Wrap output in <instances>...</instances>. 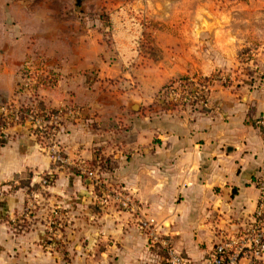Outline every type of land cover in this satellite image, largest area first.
Masks as SVG:
<instances>
[{"label": "crops", "instance_id": "1", "mask_svg": "<svg viewBox=\"0 0 264 264\" xmlns=\"http://www.w3.org/2000/svg\"><path fill=\"white\" fill-rule=\"evenodd\" d=\"M85 1L109 16L111 49L99 18L85 23L58 11L53 4L63 8L61 0H0V103L16 100L46 120L62 110L53 138L67 161L52 162L24 120L0 132V264H162L147 246L142 220L160 227L179 255L200 263L221 239L245 232L256 209L254 181L264 148L254 126L264 115V0H223L229 12L196 14L218 27L156 30L153 52L162 56L144 61L128 24L121 26L142 0ZM220 1L163 0L206 7ZM257 34L262 37L251 47L246 38ZM237 38L251 47V76L225 86L210 77L224 71L215 53L233 62ZM22 69L52 81L32 96L17 95ZM178 77L203 89L207 109L166 103L161 89ZM113 78L116 87L108 84ZM133 78L136 88L128 91ZM75 163L94 170L100 187ZM47 175L51 185L42 191ZM116 192L133 197L136 213L118 210ZM51 219L61 226L53 236L47 233Z\"/></svg>", "mask_w": 264, "mask_h": 264}, {"label": "built area", "instance_id": "2", "mask_svg": "<svg viewBox=\"0 0 264 264\" xmlns=\"http://www.w3.org/2000/svg\"><path fill=\"white\" fill-rule=\"evenodd\" d=\"M51 81V77H39L22 69L16 94L22 93L32 96L38 86L50 84ZM163 94L166 97V103L169 105H190L200 109L209 107V101L203 89L195 86L187 79L169 84L164 88ZM0 114V132H3L17 120H24L30 125L34 136L38 138L40 148L46 149L50 153L52 162L58 165L67 164L61 149L53 138L62 110L48 114L47 119L49 120H46L44 113L39 112L34 107L11 100L0 103ZM254 126L259 129L264 139V115L254 120ZM75 167L95 188L100 187V180L94 170L87 168L82 163H75ZM51 181L52 179L48 175L42 177L40 189L45 191L51 185ZM254 186L258 194L257 204L248 229L237 238L221 239L200 263H195L179 255L169 237L162 233L160 227L152 221L142 220L140 229L146 235L147 246L160 254L162 264H264V148L262 165L254 181ZM107 198L105 196L103 201L106 202ZM113 201L119 211L130 215L137 211L138 206L130 194L116 192L113 195ZM53 214L55 215V212ZM60 228L61 226L54 219H51L47 233L49 236H53Z\"/></svg>", "mask_w": 264, "mask_h": 264}, {"label": "rangeland", "instance_id": "3", "mask_svg": "<svg viewBox=\"0 0 264 264\" xmlns=\"http://www.w3.org/2000/svg\"><path fill=\"white\" fill-rule=\"evenodd\" d=\"M160 1L154 4L153 0H142L139 5H137L134 9L133 14H127V22H121V26L123 28H126L128 24V28L132 31V46L133 49L136 52V56L140 57L142 61L145 59L153 58L162 56V54H155L153 52L154 43L158 38L154 37V32L159 29L172 27L175 29L180 28H213L218 27L214 26L212 24L217 23L212 20L211 17H208L209 20L200 17H196V14H205L207 10L213 11V12H219V14L227 13L230 11V6H227L224 4V1H220V3H215L214 5H208L207 7L204 5H198L197 4H172V5H165L163 0H156ZM63 3V8L60 5H54L55 8H57L58 11L61 12H68L73 13L74 16H77V18L85 19V23H92L94 24L95 20H98V18L101 20L103 26L102 30H105L103 33L102 41L107 46L108 49H111L112 46H114L113 41L111 40V34L109 33V29L111 31V24L108 20L109 16L106 15L103 11L100 9H97L98 11L95 12V9H93V6L88 5L87 1H84L79 7H73V0H61ZM207 9V10H206ZM235 13H240V7L236 6V9L234 10ZM83 15V16H82ZM96 17V18H95ZM198 19V20H197ZM125 23V24H124ZM202 23L200 26L199 24ZM222 23V22H221ZM98 24V22H97ZM124 24V25H123ZM243 21L236 20V28L241 29L243 28ZM94 27V26H92ZM109 28V29H108ZM99 29H101L99 27ZM260 37L258 34L251 38H246L250 40L251 47H253L255 44H257L260 41ZM160 41H163V37H159ZM212 39L211 37H204L203 40L209 41ZM244 38H237L236 45H237V51L235 52L234 61H228L227 53H215V55H219V59L223 64L224 71L220 70L215 73V75H211V78H215L216 81L220 82L221 84L225 86H233L235 87L237 83L243 82L244 78L251 76V72H248L250 67V57L251 53L250 49L251 47L246 46L247 42H244ZM113 51V50H112ZM133 58L127 59V65L128 66H134L135 64L132 62ZM233 63L231 67H226L225 64ZM260 74L259 72L256 74V78L259 79ZM209 78V79H211ZM132 81V80H131ZM174 81L170 82H176ZM133 84L128 85V91H132L134 88H136V82L133 78ZM165 84L161 90H164L169 84ZM248 82L251 84L253 81L248 80ZM119 83L118 78H113L111 80H108L109 85L117 86ZM137 104V103H136Z\"/></svg>", "mask_w": 264, "mask_h": 264}, {"label": "trees", "instance_id": "4", "mask_svg": "<svg viewBox=\"0 0 264 264\" xmlns=\"http://www.w3.org/2000/svg\"><path fill=\"white\" fill-rule=\"evenodd\" d=\"M177 81H184V80H186V78H183V77H178L177 79H176ZM170 83H172V82H170ZM18 85V84H17ZM39 112H40V110H38ZM54 112H51L50 114H53ZM42 115V114H41ZM63 260H65V261H67V262H69L70 261V259H69V257L67 256V252H65V251H63Z\"/></svg>", "mask_w": 264, "mask_h": 264}, {"label": "water", "instance_id": "5", "mask_svg": "<svg viewBox=\"0 0 264 264\" xmlns=\"http://www.w3.org/2000/svg\"><path fill=\"white\" fill-rule=\"evenodd\" d=\"M85 0H74L75 2V7H79ZM132 110L133 111H137L138 110V105L137 104H134L133 107H132Z\"/></svg>", "mask_w": 264, "mask_h": 264}]
</instances>
